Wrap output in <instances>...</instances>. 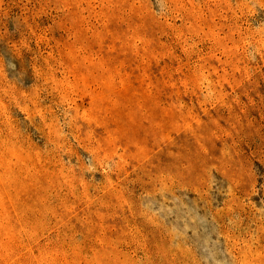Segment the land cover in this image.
I'll list each match as a JSON object with an SVG mask.
<instances>
[{
    "label": "rangeland",
    "instance_id": "374dc122",
    "mask_svg": "<svg viewBox=\"0 0 264 264\" xmlns=\"http://www.w3.org/2000/svg\"><path fill=\"white\" fill-rule=\"evenodd\" d=\"M0 264H264V0H0Z\"/></svg>",
    "mask_w": 264,
    "mask_h": 264
}]
</instances>
